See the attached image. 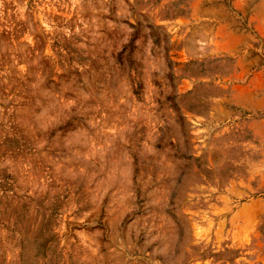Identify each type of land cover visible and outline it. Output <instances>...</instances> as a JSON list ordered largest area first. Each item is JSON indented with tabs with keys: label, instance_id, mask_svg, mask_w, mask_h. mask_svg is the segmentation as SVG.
I'll return each mask as SVG.
<instances>
[{
	"label": "rangeland",
	"instance_id": "obj_1",
	"mask_svg": "<svg viewBox=\"0 0 264 264\" xmlns=\"http://www.w3.org/2000/svg\"><path fill=\"white\" fill-rule=\"evenodd\" d=\"M0 264H264V0H0Z\"/></svg>",
	"mask_w": 264,
	"mask_h": 264
},
{
	"label": "bare ground",
	"instance_id": "obj_2",
	"mask_svg": "<svg viewBox=\"0 0 264 264\" xmlns=\"http://www.w3.org/2000/svg\"><path fill=\"white\" fill-rule=\"evenodd\" d=\"M254 209H256V208H254ZM241 210V209H240ZM243 210V209H242ZM257 211H259V210H257Z\"/></svg>",
	"mask_w": 264,
	"mask_h": 264
}]
</instances>
